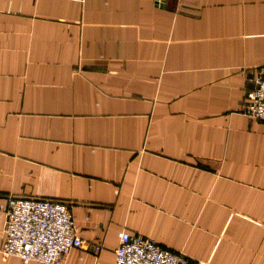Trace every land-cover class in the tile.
<instances>
[{"label": "crops", "instance_id": "obj_1", "mask_svg": "<svg viewBox=\"0 0 264 264\" xmlns=\"http://www.w3.org/2000/svg\"><path fill=\"white\" fill-rule=\"evenodd\" d=\"M263 69L264 0H0V264L10 197L68 204L62 264H264Z\"/></svg>", "mask_w": 264, "mask_h": 264}, {"label": "built area", "instance_id": "obj_2", "mask_svg": "<svg viewBox=\"0 0 264 264\" xmlns=\"http://www.w3.org/2000/svg\"><path fill=\"white\" fill-rule=\"evenodd\" d=\"M196 1V0H188ZM163 5L165 0H156ZM245 115L264 122V69L257 88L248 96ZM4 242L1 249L5 257H16L22 264H62L73 250L83 247L70 207L66 203L44 199L7 198ZM101 246L89 247L99 254ZM114 264H190L183 253L162 247L151 238L121 234L115 250Z\"/></svg>", "mask_w": 264, "mask_h": 264}]
</instances>
